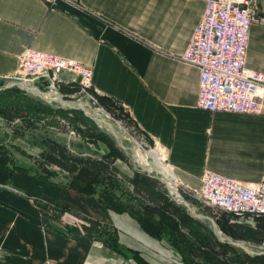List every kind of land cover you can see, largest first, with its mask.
Returning <instances> with one entry per match:
<instances>
[{
	"label": "crops",
	"instance_id": "crops-1",
	"mask_svg": "<svg viewBox=\"0 0 264 264\" xmlns=\"http://www.w3.org/2000/svg\"><path fill=\"white\" fill-rule=\"evenodd\" d=\"M204 1L0 0V80L15 73L28 48L74 59L91 69L97 95L122 109L129 129L160 150L180 194L191 198L188 190L199 189L203 170L258 182L264 179V102L257 113L198 108V71L179 59ZM256 7L264 16V0ZM245 66L264 75V23L250 25ZM57 78L56 91L76 87L61 93L70 98L77 78L67 71ZM34 199L49 206L47 214ZM103 225L114 231L116 247L104 242ZM131 250L148 264H171L130 216L0 163V264H137Z\"/></svg>",
	"mask_w": 264,
	"mask_h": 264
},
{
	"label": "trees",
	"instance_id": "trees-1",
	"mask_svg": "<svg viewBox=\"0 0 264 264\" xmlns=\"http://www.w3.org/2000/svg\"><path fill=\"white\" fill-rule=\"evenodd\" d=\"M2 83L0 80V86ZM75 88L71 85H60L58 91L67 94ZM94 98L97 105L114 119H126V114L110 99L96 94ZM22 111L27 117L23 121L25 123L20 122L24 127L31 122L28 120L30 115L36 117L46 113L56 114L68 119L80 139L68 141L66 144L43 134L31 143L38 149L35 155L10 142L5 144L0 139V163L10 171L23 172L77 191L111 213L130 216L162 248L163 243H167L178 252L183 264H264L263 254L250 255L237 247L218 242L206 224L190 217L182 206L170 199L166 189L157 185L159 181L156 178L148 176L138 168H130L126 164L123 151L112 138L99 130L80 110L52 108L16 87L1 89L0 116ZM77 121L81 122L82 127L77 125ZM14 153L26 157L29 163L21 165L13 156ZM181 195L192 205L189 197ZM32 202L37 210L47 214V204L35 199ZM51 208L58 211L69 210L60 205H52ZM48 215L56 217L54 212ZM230 217L229 213L222 212L214 219L221 233L233 240L260 242L264 233V220H255L254 227L248 223H233L238 226L235 230L229 225L232 224L228 222ZM89 223V228H96L95 221ZM102 228L100 233L104 235V242L111 248L116 247L114 231L107 230L104 225ZM131 256L137 264H148L136 250H131ZM171 264L178 263L171 260Z\"/></svg>",
	"mask_w": 264,
	"mask_h": 264
},
{
	"label": "built area",
	"instance_id": "built-area-1",
	"mask_svg": "<svg viewBox=\"0 0 264 264\" xmlns=\"http://www.w3.org/2000/svg\"><path fill=\"white\" fill-rule=\"evenodd\" d=\"M256 1H204L203 13L179 55L181 61L195 66L198 71V108L209 112H259L264 102V75L245 66L250 25L264 23ZM59 71H67L77 78V89L71 98L84 94L90 103L99 107L94 98L98 92L91 82V69L74 59L28 48L18 56L16 71L7 79L29 81L41 90L56 91ZM68 133L74 136L73 131L68 130ZM200 183L197 191L188 190L189 196L229 213V223L242 222L254 227L255 220H264V179L242 183L203 170ZM259 249H264V233Z\"/></svg>",
	"mask_w": 264,
	"mask_h": 264
},
{
	"label": "rangeland",
	"instance_id": "rangeland-1",
	"mask_svg": "<svg viewBox=\"0 0 264 264\" xmlns=\"http://www.w3.org/2000/svg\"><path fill=\"white\" fill-rule=\"evenodd\" d=\"M8 81H4L2 83V86L7 84ZM29 96L35 97L32 95ZM65 100L72 101L73 103L76 102L80 106L89 107L94 112V114H96V116L106 119L107 121L111 122L113 125L118 124L120 126V128L117 131L119 132V135L121 137V144L125 148L124 156H125L126 164L130 168H138L136 162L132 157L133 154L135 159L137 158L138 160H140L139 163L141 165H144L147 169L152 170L150 168L151 166L156 167L153 161L150 159V157H148L145 153L147 150H154L155 147L152 148V145L149 144L148 146L143 145L142 143L143 141L140 139V136H138L136 132L134 133L133 130L129 129L128 124H126L124 121H119L117 119H114L106 111L90 103L88 98L84 94H75L74 97L66 98ZM41 101L44 104L50 105L52 108H58L57 106L58 104L54 101H50L47 99H42ZM68 116H70V114H68ZM25 120H27V117L26 114L23 113V111L20 113L8 114V116H0V139H6L7 142L19 146L23 151L31 155H35L38 152L37 147L32 145L31 143L34 141V139L36 140L38 136H41L43 134H47L49 137H55L58 140H62L66 144L68 143V141H78L80 139L78 133L72 128L71 124L68 122V119L60 115L51 114V113L41 114L36 117L35 115H30L28 120L31 122H29V125H27L26 127H24L25 125L22 124L25 123L23 122ZM76 123L79 127H82L81 122L77 121ZM68 130L73 131L74 136L69 135ZM99 130L104 132V130L101 128H99ZM108 136L110 137V135ZM116 146L120 148L118 145ZM151 174L158 175L155 171H151ZM116 175L119 178H121L119 173H116ZM166 184L170 186V191L174 190V186L167 183V181ZM157 185L161 188L164 187L161 182H159V184ZM190 199L192 201L191 206L195 210L211 217L213 220L217 219L222 212H225L220 209H216L214 207H209L207 205H204L203 203H200L194 198H190ZM175 204L180 205L178 203ZM203 223L206 224L210 229V226L208 225V223H206V221H204ZM229 225L231 226V228H234L235 230L238 228V226H236L233 223ZM221 234L223 236H226L223 233ZM238 241L242 242L248 248L254 251H258L260 250L259 249L260 244L263 242V236L259 243L253 241L249 242L241 239L240 240L238 239ZM163 245H164L163 247L164 252L168 256L170 261L173 260L176 261L178 264H183L180 254L178 252H175L167 243L166 244L163 243Z\"/></svg>",
	"mask_w": 264,
	"mask_h": 264
},
{
	"label": "water",
	"instance_id": "water-1",
	"mask_svg": "<svg viewBox=\"0 0 264 264\" xmlns=\"http://www.w3.org/2000/svg\"><path fill=\"white\" fill-rule=\"evenodd\" d=\"M10 87H16L19 90L23 91L24 93L35 96L36 98H39L41 100L47 99L50 101H54L58 104L57 106L59 108L80 110L85 116H87L91 121H93L99 128L103 129L107 135H110V137L116 143V145H118L123 150L125 149L123 145L121 144V137L119 135V132L117 131L120 128V126L118 124L113 125L111 122L107 121L106 119L96 116V114H94V112L89 107L80 106L76 102L73 103L72 101L65 100V98L61 95L59 91L41 90L29 81L11 80V81H8L7 84L0 87V90L4 88H10ZM132 157L134 161L136 162L138 169L144 172L145 174H147L148 176L154 177L159 182H161L164 188L166 189L167 194L170 197V199L173 200L175 203L180 204L185 210V212L190 217L197 219L201 222L206 221V223H208V225L210 226V230L212 234L214 235L215 239L218 242L227 243L229 245L237 247L243 252L250 254V255H260V254L264 255V249L254 251L248 248L247 246H245L242 242L238 240H233L229 237L223 236L218 226L214 222V220L211 217L195 210L191 206V204L183 198V196L179 193L175 185H174V190L170 191V186L166 184L165 176L159 170L155 168L152 170H149L144 165H141L139 162H137V160L134 157V154L132 155ZM151 171H155L158 175L156 174L152 175ZM240 220L242 221L243 219H240Z\"/></svg>",
	"mask_w": 264,
	"mask_h": 264
},
{
	"label": "bare ground",
	"instance_id": "bare-ground-1",
	"mask_svg": "<svg viewBox=\"0 0 264 264\" xmlns=\"http://www.w3.org/2000/svg\"><path fill=\"white\" fill-rule=\"evenodd\" d=\"M145 153L148 157H150V159L153 161L154 165L157 167L156 168L154 166H151L150 168L151 169L155 168V169L159 170L165 176L167 183L174 186L175 183L173 182L172 172H171L170 168L168 166H166V164L163 162L165 157L162 155L160 150H158V149L147 150ZM136 160L138 162H140V160H138L137 158H136Z\"/></svg>",
	"mask_w": 264,
	"mask_h": 264
}]
</instances>
